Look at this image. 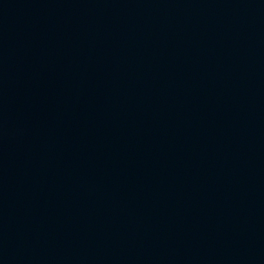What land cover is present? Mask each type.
Instances as JSON below:
<instances>
[{
	"label": "water",
	"instance_id": "95a60500",
	"mask_svg": "<svg viewBox=\"0 0 264 264\" xmlns=\"http://www.w3.org/2000/svg\"><path fill=\"white\" fill-rule=\"evenodd\" d=\"M0 264H264V0H0Z\"/></svg>",
	"mask_w": 264,
	"mask_h": 264
}]
</instances>
